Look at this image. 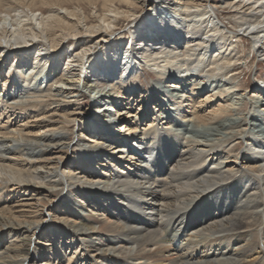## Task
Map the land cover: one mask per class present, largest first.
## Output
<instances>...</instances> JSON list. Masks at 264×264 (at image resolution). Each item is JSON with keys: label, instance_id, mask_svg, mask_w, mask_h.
<instances>
[{"label": "bare ground", "instance_id": "1", "mask_svg": "<svg viewBox=\"0 0 264 264\" xmlns=\"http://www.w3.org/2000/svg\"><path fill=\"white\" fill-rule=\"evenodd\" d=\"M251 56L264 0H0V264H264Z\"/></svg>", "mask_w": 264, "mask_h": 264}, {"label": "rangeland", "instance_id": "2", "mask_svg": "<svg viewBox=\"0 0 264 264\" xmlns=\"http://www.w3.org/2000/svg\"><path fill=\"white\" fill-rule=\"evenodd\" d=\"M125 24H127V22H125L123 25H121L122 27H124L125 26ZM121 27V28H122ZM121 28H118L117 30L119 31V29H121ZM242 44H245L244 45V47H245V51L246 52H248V48H249V44H248V42L246 41H244ZM243 46V45H242ZM240 49H241V47H240ZM34 57H36V56H38V51L36 50L34 53ZM251 61H247V62H245V61H242L241 62V65H242V67H245L246 69H245V74L243 75V79H242V81L244 82L243 84L245 85V86H247V85H252L254 82H261V81H263L264 80V60L263 59H258V61L256 60L255 61V63L253 62V60H254V57L252 58V56H251V59H250ZM251 64V65H250ZM250 66V67H249ZM252 66V67H251ZM61 67H64V63L62 62L61 63ZM29 69V68H28ZM28 73H29V71H28ZM28 76L26 75L25 76V78L26 79H28V81H31V82H33L29 77L27 78ZM153 77V76H152ZM141 78H142V84L144 85V87H146V85H149V82H150V80L148 79V78H151V75H149V74H147V75H145L144 76V74H142L141 75ZM261 78V79H260ZM3 79L1 78L0 79V86H1V83H3V81H2ZM41 81V80H40ZM39 80H36V81H34L35 83H39V84H41L42 86H45V84H46V82H44V81H41L40 82ZM51 82H53V80H50V83ZM261 84H263V83H261ZM1 88V87H0ZM250 90V89H249ZM4 91V90H3ZM100 94V92L98 91V89H86V93H84L85 94V98H83L82 100H81V103L83 104V107H85V109L86 108H90V110L92 109V104H93V102H92V100L93 99H96L97 97V95H99ZM248 93H251L250 91H248ZM96 105H97V103H96ZM101 106H105L106 107V109H107V107H110V106H112V105H110V104H103V103H100L99 104V107H101ZM104 108V107H103ZM90 110H87L86 109V111H90ZM89 113V112H88ZM118 125H120V127L119 128H121L122 126H121V124H118ZM118 128V133H125L127 130H126V128H122V129H119ZM248 141H244V143H243V148L244 149H242V152H247V153H249V154H254V155H257V156H259L261 159H262V163H263V165H264V147H259V144L258 143H256V144H251V142H248ZM131 143H132V145H136L137 143L135 142V141H131ZM230 159L231 158H228L227 160L228 161H230ZM207 165H209V163L207 164ZM210 167H213V168H215V169H217V168H219V165L216 163V164H214V166L212 165V164H210L209 165ZM99 187V186H98Z\"/></svg>", "mask_w": 264, "mask_h": 264}]
</instances>
